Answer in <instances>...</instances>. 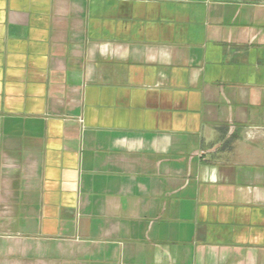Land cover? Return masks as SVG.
Masks as SVG:
<instances>
[{
	"label": "crops",
	"instance_id": "crops-1",
	"mask_svg": "<svg viewBox=\"0 0 264 264\" xmlns=\"http://www.w3.org/2000/svg\"><path fill=\"white\" fill-rule=\"evenodd\" d=\"M0 264H264V0H0Z\"/></svg>",
	"mask_w": 264,
	"mask_h": 264
}]
</instances>
